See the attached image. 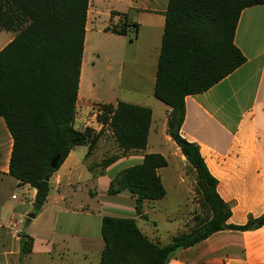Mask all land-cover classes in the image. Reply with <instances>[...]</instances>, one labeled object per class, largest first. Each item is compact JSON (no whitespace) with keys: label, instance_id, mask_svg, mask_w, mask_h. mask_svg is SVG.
<instances>
[{"label":"crops","instance_id":"obj_1","mask_svg":"<svg viewBox=\"0 0 264 264\" xmlns=\"http://www.w3.org/2000/svg\"><path fill=\"white\" fill-rule=\"evenodd\" d=\"M168 5L169 0H90L78 101L90 100L93 93L94 86L86 87L85 82L87 79L89 83L92 73L88 66L96 64L95 53L102 54L109 72L119 63L122 86L129 99L123 102L152 110L148 143L141 151L123 154L109 126L90 123L86 119L89 110L81 111L77 106L75 128H90L96 133L103 129L102 135L90 156L89 145L70 152L51 176L42 210L35 213L34 219L28 217L31 222L26 226L25 217L15 208L23 201L17 196L13 199L12 192L14 188L23 190L34 205L36 190L9 175L14 140L0 116V264H100L105 248L104 217L134 219L145 236L162 246L191 231L186 225L192 217L170 241L158 229L151 231L140 223L151 220L156 225L160 204L169 197L178 202L181 197H191L194 202L195 184L188 172L189 164L167 131L172 109L154 96ZM124 21L131 25L127 35L108 30L120 27ZM100 34L120 50L116 51L117 45L94 48V35ZM13 38L0 33V51ZM234 43L246 63L210 90L185 99L181 136L199 145L210 173L218 181L219 196L231 207L228 224L245 225L251 216L264 213V5L243 10ZM101 113L97 111L90 119L95 120ZM149 154H161L168 162L167 167L158 170L167 194L162 200L144 203V218L137 214L136 197L129 191L110 196L108 189L122 170L142 164ZM115 156L114 162L102 167L105 159ZM23 235L33 239L32 252L24 256ZM168 264H264V225L251 231L217 232L176 251Z\"/></svg>","mask_w":264,"mask_h":264},{"label":"trees","instance_id":"obj_2","mask_svg":"<svg viewBox=\"0 0 264 264\" xmlns=\"http://www.w3.org/2000/svg\"><path fill=\"white\" fill-rule=\"evenodd\" d=\"M89 3L0 0V29L15 34L0 51V116L14 140L9 175L36 190V214L49 195L46 177L52 176L77 146L89 145L90 156L103 132L75 128ZM259 5H264V0H169L154 96L172 109L168 135L189 164L206 218L196 229L162 246L145 236L134 219L104 217L105 248L100 264H168L176 251L217 232L251 231L264 225V213L251 216L245 225L228 224L231 207L219 196L218 181L199 145L181 136L185 99L210 90L246 63L234 43L235 33L243 10ZM130 27L124 21L108 30L127 35ZM98 107L102 112L99 122L109 126L123 154L146 148L151 108L123 101ZM57 156L60 160L52 169ZM116 158L105 159L102 167ZM167 166L163 155H146L142 164L122 170L111 181L108 194L129 191L136 197L137 214L147 218L144 203L166 197L158 170ZM32 249L33 239L21 236V255H29Z\"/></svg>","mask_w":264,"mask_h":264},{"label":"rangeland","instance_id":"obj_3","mask_svg":"<svg viewBox=\"0 0 264 264\" xmlns=\"http://www.w3.org/2000/svg\"><path fill=\"white\" fill-rule=\"evenodd\" d=\"M0 33L5 36L15 35L12 32L0 30ZM94 48L98 45H107L114 46L117 44H113L109 39L104 37L102 34L94 35ZM5 44V41L2 40L1 46ZM116 51H119L120 48L117 45ZM119 54V52H117ZM100 53H95L94 61L96 64L94 66L89 65V69H91V75L89 76V83L86 79L85 85L91 84L94 86V90L92 95L88 99H82L78 101V107L81 111L89 110V116L86 118L90 123L94 125L99 122L98 114L95 120L90 119L97 111H100L98 107L101 103H111L116 104L118 101H125L128 99V93L124 90L122 83L123 81L120 78V72L122 71V67L119 63L113 65V71L109 72L106 69V64L104 63L103 56ZM120 56H117L119 59ZM93 109V111H91ZM122 166H119V169ZM13 195L22 199V203L15 206L18 210V214H22L25 217V226L28 225L31 220L28 219V215L35 214L36 210L34 205L30 203V197L27 194H24L23 190H19L14 188ZM192 198L187 199L186 197H181V201H177L176 199L169 197L165 201L160 204L162 208L158 209L155 220L157 224L155 225L151 220H141V226L145 224L147 229L155 230L158 229L159 233L165 236L166 240H171L173 234H177L179 230L184 229V223L192 217V220L188 225H186L187 230L196 229L202 221L206 218V210L202 209L200 206V197L196 194ZM180 204V205H179ZM179 205V207H178ZM195 206V207H194ZM150 231V232H151Z\"/></svg>","mask_w":264,"mask_h":264},{"label":"water","instance_id":"obj_4","mask_svg":"<svg viewBox=\"0 0 264 264\" xmlns=\"http://www.w3.org/2000/svg\"><path fill=\"white\" fill-rule=\"evenodd\" d=\"M59 160H60V156H57V157L52 161V163H51V167H52V169H56ZM50 179H51V176H47V177H46V181L50 182ZM28 217H29L30 219H34V218H35V214H31V215H29Z\"/></svg>","mask_w":264,"mask_h":264},{"label":"built area","instance_id":"obj_5","mask_svg":"<svg viewBox=\"0 0 264 264\" xmlns=\"http://www.w3.org/2000/svg\"><path fill=\"white\" fill-rule=\"evenodd\" d=\"M15 198H16V195L13 196V199H15Z\"/></svg>","mask_w":264,"mask_h":264}]
</instances>
